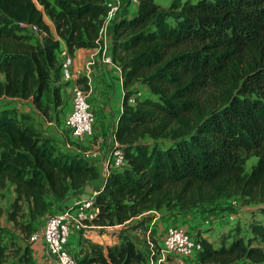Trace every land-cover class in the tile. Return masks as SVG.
Returning a JSON list of instances; mask_svg holds the SVG:
<instances>
[{
  "label": "trees",
  "instance_id": "obj_1",
  "mask_svg": "<svg viewBox=\"0 0 264 264\" xmlns=\"http://www.w3.org/2000/svg\"><path fill=\"white\" fill-rule=\"evenodd\" d=\"M108 11L106 0H0V98L29 99L59 120L61 50L103 48ZM111 56L124 89L113 134L127 166L101 181L95 161L62 150L28 113L3 107L0 201L8 184L16 193L9 220L31 237L49 197L93 184L99 213L90 224L126 229L113 245L87 240L77 264H148L131 234L146 219H133L236 197L253 205L249 219L218 242L203 237L199 261L264 264V0H138L114 21ZM139 85L152 96H137ZM0 264L37 262L0 229Z\"/></svg>",
  "mask_w": 264,
  "mask_h": 264
},
{
  "label": "built area",
  "instance_id": "obj_2",
  "mask_svg": "<svg viewBox=\"0 0 264 264\" xmlns=\"http://www.w3.org/2000/svg\"><path fill=\"white\" fill-rule=\"evenodd\" d=\"M134 2L137 3L138 0H134ZM106 3L109 11L102 30L103 38L107 25L121 16L123 10L119 0H106ZM20 24L37 33L40 32L36 25L22 22ZM41 34H44V32H41ZM104 46L100 49H104ZM60 54L62 58V79L72 84V108L65 116L63 124L77 141H84L94 137L95 134L96 114L90 101L92 84L90 80H87L88 87L79 83L78 80L83 74L74 69L73 53L64 47ZM104 61L111 62V59L105 58ZM93 63V61L89 62L88 65ZM130 101L134 102V99ZM81 155L96 162L100 157V148L94 146L82 150ZM126 166L127 159L124 150L114 137V145L110 148V157L107 163V174L112 170H122ZM96 193L97 191L94 192L92 197L76 202L72 207L56 211L45 219L41 230L32 233L30 240L38 242L42 239L50 257L56 264H77V258L69 249L70 239L82 229L91 225L90 222L98 215L99 207L94 204ZM233 202L235 204L237 201L233 200ZM230 217L234 216L231 215ZM210 219H206L204 223L208 224ZM202 227H205V225ZM156 230L154 224H147L135 227L131 233L134 240L145 249L148 264H167L170 257H177L183 263L186 260L195 258L198 264H217L213 262L201 263L199 261V252L202 249V239L204 237L203 232L197 233L183 225L168 223L165 226L163 237L159 239Z\"/></svg>",
  "mask_w": 264,
  "mask_h": 264
},
{
  "label": "crops",
  "instance_id": "obj_3",
  "mask_svg": "<svg viewBox=\"0 0 264 264\" xmlns=\"http://www.w3.org/2000/svg\"><path fill=\"white\" fill-rule=\"evenodd\" d=\"M121 2V5L124 8V15H131L133 14L138 7V2L135 3L134 0H119ZM122 8V9H123ZM50 25L52 26V29L54 30L53 24L49 21ZM113 26L114 21L109 23L106 27L105 36L103 38L105 46L104 49H100L99 47L95 48H80L75 50L73 53L74 55V69L76 71L82 72V76L88 77V80L91 81L92 86L90 99L92 105H101L102 106V99L106 93H108L109 90H114V96L112 103H114L115 107L112 110L111 107L108 109H103L100 107L98 109L99 111H103L102 116L104 117L103 121V127L100 128L99 131L96 132V134L99 135L98 142H103L104 138H109L108 140H111L114 143V129L116 127V124L118 122V118L120 115V112L122 110V102L124 97V89H123V78L120 67L116 65V63L113 62L112 56H111V47L113 45ZM65 47V46H64ZM63 47V48H64ZM105 58H110L111 62L104 61ZM94 62L92 65H88L89 62ZM63 83H66L63 87L62 96L64 100V105L59 111V120H56L57 115L52 114L54 116V120L50 121L47 119L46 116H44L39 109L32 103L29 99H22L18 97H2L0 98V109L6 106L10 107H17L20 110H28L31 111V115L35 119L36 126L43 131L44 134L52 137L58 144V146L68 152L72 153H82V150L91 148V147H98L99 145L92 142V138H89L84 141H77L73 136L72 133L67 129L64 124V118L68 114V112L72 108V100H71V91H72V84L66 82L65 80L62 81ZM94 102V103H93ZM94 105V106H95ZM106 116H105V115ZM101 123H98L96 125V128H99ZM106 134L105 137L103 135ZM110 157V148H108L106 145L102 149H100V157L96 160V165L99 168V171L101 172V181H103L107 177V163L109 161ZM103 179V180H102ZM93 184L87 185L85 188L82 189H75L71 190L68 194V196L64 200H57L54 197H49V209L47 214L41 218V220L46 219L47 217L54 214L56 211L60 209H65L72 207L76 202L87 199L92 197V193L96 191V188H93ZM194 211V210H193ZM152 213V215H151ZM195 215L185 214H172L171 212H160V210H151L148 212H145L143 215L136 217L134 220H142L143 217L147 216H154L157 215L155 218H151L150 220H145V225L154 224V228L157 229L156 233L158 234H164L165 226L168 223H179L183 226H185L187 229L191 230L197 222L198 219L203 218L202 221H205L208 219V217L205 215V213L202 215L201 213H198L197 211H194ZM160 216V217H159ZM248 216L250 214L248 213ZM37 223L35 224V228L37 227ZM194 225V226H193ZM92 227L93 225H88V227ZM0 229L5 232L6 240L13 239L14 241L18 243H22L24 245H28L31 249L32 255L34 260L37 262V264H56V262L50 257L46 245L44 241L40 240L38 242L31 241L27 237V235L18 227L16 226L12 221H8L6 225H0ZM94 241L98 243L99 238L93 239ZM107 244V243H106ZM139 244V243H138ZM81 248H85V245H80ZM139 247H142L141 244H139ZM191 260H186L185 263H183L181 260H179L177 257L172 258L170 257L167 264H196Z\"/></svg>",
  "mask_w": 264,
  "mask_h": 264
},
{
  "label": "rangeland",
  "instance_id": "obj_4",
  "mask_svg": "<svg viewBox=\"0 0 264 264\" xmlns=\"http://www.w3.org/2000/svg\"><path fill=\"white\" fill-rule=\"evenodd\" d=\"M193 1H197V0H193ZM157 2H159L160 4H162L164 6H168L172 2V0H157ZM122 13L124 15V13H125L124 8L122 10ZM122 13H121V15H122ZM92 86L94 87L93 84H92ZM138 90H139V93L136 95L139 97L143 98V97L148 96V95L152 96L150 94L149 89L144 85H139ZM113 96H114V90L112 91V90L108 89V93H106L102 99V102H103L102 106L103 107L101 105H98V106H96L95 104H94L95 106L93 105V108H94L95 114H96V123H95V134H94V137L92 138V142L99 145L100 149H102L104 147V145H106L108 148H111L114 145V143L111 140H108L109 138H104L103 142H98L99 135L96 134V132L99 131L100 128L103 127V125H105V124H103V121H102L104 119V117L102 116L103 111H101V110L99 111L98 109H100V107H102V110H103V109H108L109 107H111L113 110L115 107L114 103H112V101H111V100H113L112 99ZM90 101H91V99H90ZM10 103L11 102L5 103V101H4L3 104H5V107H10V106H6V104H10ZM131 103H134V102H131ZM17 109L20 110L19 108H17ZM20 111L28 113L32 117L30 121H33L35 123V119L31 115V111H28V110H20ZM53 112H55V111H53ZM98 123H101V124H100L99 128H96V125ZM105 136H106V134L103 135V137H105ZM146 140H149V139L147 138ZM255 162H256V157H254L252 154H249L247 164H246V169L248 171H250L252 168V165ZM93 188H95V186ZM94 192L91 194L92 196H93ZM15 196H16V193L14 190V185L8 184V186L5 189L4 197L0 201L1 205L3 207V214L0 216V225H6L8 223V221H9L8 213L12 209V204H13ZM233 199L237 201L235 204L233 202ZM252 206L253 205H244L239 198L233 197V198H229V199H221V200H218L216 203H214V205H204L202 207H197V208L188 210L187 212H179L178 210L169 211L166 208L160 209V212L168 211V212H171L172 214L174 213V214H180V215H185L187 213L190 215H195L194 211H197L198 213H201L202 215L205 213V215L208 218H211L210 222L208 224H205L204 223L205 221H202L203 218H200L194 224L195 226L193 225L194 227L191 228V230L195 231L197 233L203 232L204 237H207L214 242H218L226 233H228L234 227L236 222L239 221L242 225H244V222L247 221L250 217V216H248V213H249L250 208ZM151 215H152V213H151ZM151 215L147 216V217H143V219L145 218V219L150 220L152 217L155 218L157 216V215H154L151 217ZM231 215H233L234 217L231 218L230 217ZM44 221H45V219L37 222L38 225L35 228V231L42 229ZM139 221L134 220L133 223H137ZM173 224L181 225L182 223L179 224V223L173 222ZM144 225L145 224H143V226ZM204 225H205V227H202ZM125 229H126V227L123 225H115V226H107V227H101V226H96V225H93L92 227L87 226L84 229H82L79 233H77L74 237H72L70 239L69 249L75 256H77L80 254L81 249H82L80 247V245L86 246L87 240H93L96 238H99L100 239L99 242H102L101 244H103V245H113V244L119 242L120 237H121V235H123V232L125 231ZM157 237L159 239H161L163 237V235L157 233ZM136 244L139 246V244L137 242H136ZM189 260H191L195 263V258H192ZM196 264H198V263L196 262Z\"/></svg>",
  "mask_w": 264,
  "mask_h": 264
}]
</instances>
